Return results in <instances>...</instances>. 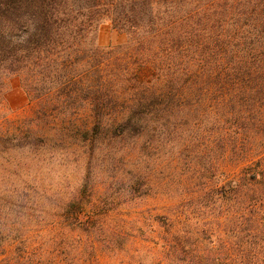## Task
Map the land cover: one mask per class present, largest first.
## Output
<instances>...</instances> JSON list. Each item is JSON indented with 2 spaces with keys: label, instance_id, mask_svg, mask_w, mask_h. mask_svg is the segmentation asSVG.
Segmentation results:
<instances>
[{
  "label": "trees",
  "instance_id": "trees-1",
  "mask_svg": "<svg viewBox=\"0 0 264 264\" xmlns=\"http://www.w3.org/2000/svg\"><path fill=\"white\" fill-rule=\"evenodd\" d=\"M106 23L130 41L101 50ZM12 76L44 115L75 119L87 106L92 146L102 131L130 126L243 163L227 179L213 163L194 201L207 217L188 230L166 218L163 256L264 264V0H0V100ZM68 206L82 224L81 208Z\"/></svg>",
  "mask_w": 264,
  "mask_h": 264
},
{
  "label": "rangeland",
  "instance_id": "rangeland-1",
  "mask_svg": "<svg viewBox=\"0 0 264 264\" xmlns=\"http://www.w3.org/2000/svg\"><path fill=\"white\" fill-rule=\"evenodd\" d=\"M129 41L108 23L95 38L104 51ZM9 82L0 100V264H167L166 218L195 228L207 217H198L194 201L215 174L213 163L226 179L242 169L206 145L130 126L102 131L92 146L83 141L87 106L75 119L44 115L17 76ZM121 110L130 115L127 105ZM69 203L81 208L82 224L70 219Z\"/></svg>",
  "mask_w": 264,
  "mask_h": 264
}]
</instances>
